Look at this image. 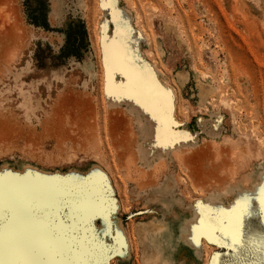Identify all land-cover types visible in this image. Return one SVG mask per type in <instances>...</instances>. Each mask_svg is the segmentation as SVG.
I'll return each mask as SVG.
<instances>
[{
  "label": "rangeland",
  "instance_id": "1",
  "mask_svg": "<svg viewBox=\"0 0 264 264\" xmlns=\"http://www.w3.org/2000/svg\"><path fill=\"white\" fill-rule=\"evenodd\" d=\"M77 34L84 44L64 54L67 35ZM134 73L142 84L130 92ZM107 75L117 91H106ZM196 81L213 87L204 104ZM165 104L167 120L158 114ZM215 115L218 133L209 132ZM7 172L55 177L76 194L104 176L109 211L92 207L90 221L73 213L87 202L79 193L74 202L46 198L39 216L63 254L40 259L150 264L140 236L155 217L177 226L193 207L220 212V201L242 198L264 172V0H0ZM250 210L235 252L202 239L201 264L216 253L221 264H264V224L254 203ZM6 212L0 205V233Z\"/></svg>",
  "mask_w": 264,
  "mask_h": 264
},
{
  "label": "bare ground",
  "instance_id": "2",
  "mask_svg": "<svg viewBox=\"0 0 264 264\" xmlns=\"http://www.w3.org/2000/svg\"><path fill=\"white\" fill-rule=\"evenodd\" d=\"M105 66L112 72L114 69L117 68L116 59L111 58L110 56L108 59V64H106ZM177 77L180 80L181 84L184 85L187 83V76L183 72L177 73ZM105 87L106 91L108 92H115L118 89V86L110 75L106 76ZM212 88V85H210L209 83H203L201 81L195 82L196 95L198 97L199 103L204 104V99L207 90L209 91ZM166 106L168 107V104H165L162 108H160L158 113L159 116L163 117L165 120H167L168 116H162V112H165ZM206 122L207 121L203 119H198L196 121V125L199 130L204 131V128L207 124ZM208 124L209 132H219V118L217 117V115H215L214 119L208 120ZM187 161L189 162V160ZM103 178L104 176L102 177L99 175L97 179H91L87 184L86 190L83 192V196L80 195L81 192L78 193L80 197H83V200L87 201V205H91L90 207L93 208L98 207L100 210H102V212L107 213L109 211L110 200L107 196L104 195L102 189ZM9 184L16 186V194L14 195L11 201L9 199L8 194ZM251 184L252 187L250 191L243 192L241 194L242 197L247 196L248 198V211L250 213V206L253 203L256 205L258 212L257 214H260V221L264 224V216H262L260 211V201L261 198L264 197V172H262L259 178L254 179ZM34 189H38L40 192L43 193H51V196H53L54 194L65 195L66 193L69 196V198L67 199L72 202L77 199L75 197L78 195V193L76 194L72 192L63 191V189H65L64 184L60 179H57L55 177L49 178L45 176L41 177L38 175L32 176L23 174L14 175L11 172L0 173V205L4 210L7 211L6 215L8 218L6 220V224L2 228L0 238H3V240L6 241L7 230L9 228V225L12 224L14 227H18L19 229H21V234L23 238L27 237L26 230L31 229L35 231L36 236L39 240L45 242L51 241L57 245V241L53 237H51V228L48 230L49 223L46 221L45 218L39 216V210L43 209L45 203L49 201L46 199L48 196L45 195L41 197L32 195L31 193ZM79 199L80 198H78V200ZM237 200L238 198H234V200L232 199L230 201H220V203L222 202L220 204L222 208L221 211L218 210L220 212L216 211V213H214L215 210H213L214 212H212L211 209V211L209 210L211 214L208 213L209 211L201 213L199 208L193 207L190 209V218L184 217L185 221L180 220L181 223L177 226H175L174 224L170 225V222H165V219L163 217H155V225L152 227L153 229L150 231V233H143L140 236V244L144 245V247L148 249L150 253L149 255H151L150 258H146L147 261H150L148 263L169 264V262H171V260L173 259V254L176 255L177 253L179 255L182 254L183 256L192 257L195 262L201 264L204 250L202 239H205L206 242L208 241V243H213L216 246H219L220 248H225L227 251L231 250L232 252H235L233 251V248L236 250L237 247L241 244L244 232L243 226L245 225V221L249 216L245 215L242 217V228L240 230L239 242L233 245V247L225 246L232 243L231 237L228 233L231 230L230 226L235 218L233 208L235 207V203ZM33 209L36 210L35 213L33 212ZM72 210L74 215H82V213L78 211L77 205H74V208ZM201 218H203L204 220L203 224L201 223ZM210 225L215 226L217 230H210ZM115 232L122 238V240H125L124 238L126 237V233L120 225L116 226ZM21 258L39 260L41 256H29ZM6 259H9V257L6 255H0V264H2V262ZM210 264H221L219 254L216 253V255H214Z\"/></svg>",
  "mask_w": 264,
  "mask_h": 264
},
{
  "label": "snow or ice",
  "instance_id": "3",
  "mask_svg": "<svg viewBox=\"0 0 264 264\" xmlns=\"http://www.w3.org/2000/svg\"><path fill=\"white\" fill-rule=\"evenodd\" d=\"M135 75V86H130V92H136L140 90L142 84V75L140 73H134ZM111 94V93H110ZM157 136L159 138L160 129L157 130ZM8 194L10 201L13 199L16 194V186L9 184L8 186ZM32 195L35 196H45L47 195L51 198V193H43L38 189L32 190ZM75 195V194H74ZM83 196V192L80 194ZM78 203V211H80L83 215L87 217L90 221L92 215L95 214V210L85 204L82 200L77 201ZM249 203L247 196L238 199L235 203V207L233 208V213L235 214V218L233 223L230 226V232L228 233L231 237V244L225 245L227 247H233V245L239 242L240 230L242 228V217L245 215H251L248 211ZM260 211L262 216H264V197L261 198L260 201ZM35 213L36 210L33 209ZM54 223V221H53ZM201 223H204L203 218H201ZM210 230L216 231V227L210 225ZM27 237L23 238L21 234V229L18 227H14L12 224L9 225L7 230V238L6 241L3 238H0V255H6L9 259H6L2 262V264H73L70 261H54V260H32V259H22L21 257H29V256H52V255H62V251L60 248L51 241H41L37 238L34 230L28 229ZM233 251L235 249L233 248ZM89 254H96V248H91L89 250ZM80 264H85V262H80ZM88 264H93V262H88Z\"/></svg>",
  "mask_w": 264,
  "mask_h": 264
},
{
  "label": "trees",
  "instance_id": "4",
  "mask_svg": "<svg viewBox=\"0 0 264 264\" xmlns=\"http://www.w3.org/2000/svg\"><path fill=\"white\" fill-rule=\"evenodd\" d=\"M81 28H79L80 30ZM82 38H84V35L83 37H80L77 35H67V38H66V43H65V46H64V54L66 55H76L78 53V50L80 49V47L84 44V42H82Z\"/></svg>",
  "mask_w": 264,
  "mask_h": 264
},
{
  "label": "crops",
  "instance_id": "5",
  "mask_svg": "<svg viewBox=\"0 0 264 264\" xmlns=\"http://www.w3.org/2000/svg\"><path fill=\"white\" fill-rule=\"evenodd\" d=\"M190 216H191V212H190L189 216H184V217L190 218ZM184 217L182 216V221H185ZM164 219H165V216H164ZM151 220H149V221H151ZM149 221H147V222H149ZM165 222H167V223L170 222V225H172V224L175 225V223H171V221L167 220V219H165ZM139 251H140V249H139ZM173 258H174V262L172 264H198V262H195L194 259H192V257L183 256L182 254L181 255H179L177 253H176V255L173 254ZM140 260H141V257H140Z\"/></svg>",
  "mask_w": 264,
  "mask_h": 264
}]
</instances>
